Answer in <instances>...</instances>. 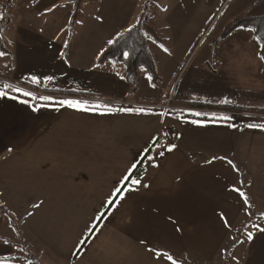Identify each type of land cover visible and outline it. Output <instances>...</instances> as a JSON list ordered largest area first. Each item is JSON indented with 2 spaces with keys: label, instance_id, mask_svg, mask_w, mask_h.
I'll return each instance as SVG.
<instances>
[{
  "label": "crops",
  "instance_id": "0c3cea01",
  "mask_svg": "<svg viewBox=\"0 0 264 264\" xmlns=\"http://www.w3.org/2000/svg\"><path fill=\"white\" fill-rule=\"evenodd\" d=\"M4 1L0 0L2 8L7 7ZM146 1L149 7V0H82L75 21L83 24L74 21L71 30L70 0H14L8 6V22L0 31V86L22 87L37 98L107 103L113 109L111 114L100 115L37 99L30 103L47 106L34 112L19 100L0 98V202L10 214L1 215L0 232L3 227L6 232L0 234V257H10V264H24L15 255L39 264H158L149 247L170 249L183 264H233L230 256L222 254L225 248L239 264H264V232L253 227L264 228V211L259 212L264 203V131L245 127L264 123V113L183 103L264 109V61L258 55V44L255 40L218 42L211 62L205 59L199 64L205 74L214 67L222 71L216 70L224 82L215 76V86L224 83V87L236 88L244 81V87L253 90L249 94L220 92L199 75L176 95L174 86L182 68L177 73L178 62L171 63L166 57L170 61L168 90L161 92L159 87L143 92L138 81L132 92L120 61L112 58L97 64L96 59L108 40L138 20ZM254 1L249 0L241 10L246 11ZM53 5L63 6L48 12ZM220 8L219 3L217 12ZM164 9L170 33H186V16ZM153 18L149 22L157 26ZM182 23L184 28L178 29ZM245 30L235 32L251 36ZM220 46L235 52L222 56L216 53ZM49 76L51 81L46 79ZM32 77L41 83L32 84ZM225 98L231 102L221 103ZM128 102L134 104L116 105ZM119 108L133 111H115ZM139 108L156 114H138L135 110ZM191 112L231 115L236 127L183 123L205 119ZM154 140L158 143L147 154L155 157L152 163L158 167L145 160V150ZM172 144L177 147L166 151ZM160 151L163 156L157 155ZM213 156L226 160L207 164ZM141 158V177L150 187L126 193L119 205L109 208L107 201L115 199L110 194L121 186L126 169ZM233 186H244L255 206L250 209L254 214L248 215L242 199L230 191ZM33 204L41 206L33 208ZM221 211L231 230L220 221ZM100 213L107 214L99 221V232L89 237L79 256L74 255L82 233ZM169 216L182 227V234L175 231ZM248 231L254 234L252 241L233 244L231 237L243 241ZM142 240L147 243L141 244Z\"/></svg>",
  "mask_w": 264,
  "mask_h": 264
},
{
  "label": "rangeland",
  "instance_id": "374dc122",
  "mask_svg": "<svg viewBox=\"0 0 264 264\" xmlns=\"http://www.w3.org/2000/svg\"><path fill=\"white\" fill-rule=\"evenodd\" d=\"M149 0V7L147 14L148 16H154L153 23L157 24L154 27L157 29L159 36L162 38L163 42L158 43L153 39H148L149 47L154 50L156 53V65L158 69V74L163 77L162 81L151 82L148 79L149 74L145 70V68H139V82L141 83V89L143 92H151V90L160 89L168 90L169 85V73L167 72L169 69L170 61L173 63L177 61V65L175 69L180 68L177 73L180 72L176 84L174 86V90L176 95L179 91H183L186 87L188 81L193 77L195 79L199 78L200 75L202 79L210 80V84L215 90H219L220 92H230V93H242L249 94L248 92L253 91L250 88H245L242 82L241 84L235 87L226 86L224 87V83H220V86H215L214 79L215 76L220 82H224L223 79L219 76L222 71L217 70L214 67V70L210 72V74H205L199 68L200 61L207 59L209 62L213 59L214 56V47L218 42H243V41H254L251 36L246 34H242L244 32H235L232 31L227 37L223 39H218L220 33L227 25L236 20L246 11L241 8L249 2V0ZM161 3V4H160ZM220 3L221 8L217 12L216 6ZM242 6V7H241ZM167 7L169 11L182 12L183 15L186 16L187 29L186 33L173 34L170 33V28L167 27L168 20L165 18L166 14L162 13L164 8ZM203 7V9H201ZM241 7V8H240ZM197 8V9H196ZM8 6L6 8H2L0 6V26L4 28L8 22ZM63 9V8H62ZM238 10V11H237ZM236 12H240L237 14ZM179 14V13H178ZM168 15V14H167ZM172 19V18H171ZM184 22V21H183ZM150 23V22H149ZM183 24V23H182ZM174 26V25H173ZM183 27H178V29H183ZM1 27V28H2ZM243 29V28H242ZM248 32V30H245ZM251 37V38H250ZM251 39V40H250ZM176 43L182 44L183 48L179 49L176 46ZM258 44V43H257ZM224 47V48H223ZM168 49L167 52L164 49ZM223 55L232 54L235 52L231 47L220 46V49L217 50L216 53ZM170 59V61H165L166 58ZM168 62V63H167ZM212 64V63H211ZM176 69V70H177ZM220 73H217V71ZM172 72V71H171ZM170 72V73H171ZM212 74V75H211ZM224 75V74H223ZM195 76V77H194ZM225 76V75H224ZM225 79L227 77L225 76ZM162 82V83H161ZM228 85V84H226ZM254 89V88H253ZM188 90V89H187ZM158 95V94H157ZM156 95V96H157ZM129 104L133 105L134 103L128 102L127 105L116 104L118 106H128ZM130 106V105H129ZM255 112V111H253ZM248 194V193H247ZM250 197V196H249ZM254 209V204H252ZM253 213V212H251ZM5 227L2 228L0 234L3 235L5 233ZM15 260L24 264H39L36 261L31 260L30 258H24L20 256H14Z\"/></svg>",
  "mask_w": 264,
  "mask_h": 264
},
{
  "label": "snow or ice",
  "instance_id": "6c2138e0",
  "mask_svg": "<svg viewBox=\"0 0 264 264\" xmlns=\"http://www.w3.org/2000/svg\"><path fill=\"white\" fill-rule=\"evenodd\" d=\"M63 5H53V7H50L47 9L48 12H54L57 7H62ZM97 20H100L101 17H96ZM71 22V21H68ZM76 23L83 24V21H75ZM126 31L130 32L131 29H126ZM257 40H259V37H256ZM108 44H113L115 43V40H108ZM65 47L68 46L67 42L64 45ZM261 47H264V43L261 44ZM165 52L168 51V49H164ZM0 55H3V53H0ZM63 56L64 54L61 53ZM123 56L125 59L128 58L129 54L128 53H123ZM261 59H264V55L260 57ZM123 79V77H121ZM48 81H51L53 77L49 76L46 78ZM149 80H151V77H148ZM31 83L32 84H40L41 81L37 77H32L31 78ZM13 93L19 94V95H13ZM20 97H25V98H30V99H20ZM0 98H9L12 100H19L21 104H27L29 107L32 108L34 112L39 111L40 107H45V105H38V104H32L30 103L31 101H35L37 99L41 101H52L56 104H58L61 107H67L74 109L76 111H81V112H93V113H98L100 115H107L111 114L113 112V109L109 107L107 103H97V104H90L87 100H80V99H60V100H54L53 97L51 96H40L37 98L32 91L25 90L22 87L14 86L12 84L5 83L2 86H0ZM231 101H229L227 98H225L221 103L228 104ZM115 111H120V112H131L133 111L132 109H125V108H119L116 109ZM136 113L138 114H156L152 113L151 110L144 109V108H139L135 110ZM159 115H164V113H159ZM191 116L193 117H204L205 119H191V120H183V123H190L192 125H196L198 127H207L208 124H217V125H224L229 128L236 127L234 124L231 123V121L234 119L233 116L231 115H217L215 113L211 114L209 116L208 113H202V112H191ZM247 128H259L262 131H264V123H247L245 125ZM158 143V140H154L152 147L147 148L146 151V156L145 160H147L149 163H152L155 160V157L152 155H149L147 153H151L153 148L156 147V144ZM177 146L172 144L168 147H166V151L172 152ZM11 151V149H9ZM158 156H163L164 151H160L157 153ZM226 160V157H217L213 156L211 159H208L206 161L207 164H212L216 160ZM227 163L232 166L233 170L239 171V169L236 167L235 164L231 160H227ZM153 167H158L159 165L152 163ZM137 168L136 164H131L128 169H126V173L121 177V186L116 187L114 191L110 194V196L115 197V199H109L107 201L109 208L113 207L114 205H119L125 198H126V193L128 192H138L141 188H149L150 186L146 183H143V177L137 176L135 173V169ZM240 183H243L242 181ZM231 192L236 193L239 198L242 199V206L246 207L248 211V215H251L250 209L252 208V205L250 203L249 197L246 194V192L242 191L240 187L233 186L230 189ZM41 205L40 204H33V208H39ZM107 213H100L98 216L94 218V222L87 227V232L82 233V239H79L77 242V251L73 253L74 255L79 256L80 255V249H83L86 244L89 243V237H91L94 234H97L99 232V221L103 220L104 216ZM29 215H32V213H29ZM219 219L222 222L223 226L225 229L231 230V223L228 220L226 214L224 212L218 213ZM169 222L174 226L175 231L177 233L182 234V227L178 224L175 218L172 216L168 217ZM254 228H256L257 232H264V228L260 227L259 225H253ZM237 231H241L240 229H237ZM245 240L239 241L238 237L233 236L231 237V241L233 244L235 242H239L241 244L252 241L254 239V234L252 231H248L245 234ZM5 244L9 243V241H4ZM147 241L142 240L141 244H146ZM151 254L152 257L155 261L158 262V264H183V261L178 260L172 253L170 249H162V248H156V247H149L147 249ZM223 255L225 256H230L231 261L233 264H239V260L236 258L234 254H230L227 251V248H225L222 252ZM0 264H10V257H6L3 259H0Z\"/></svg>",
  "mask_w": 264,
  "mask_h": 264
},
{
  "label": "trees",
  "instance_id": "16d2710c",
  "mask_svg": "<svg viewBox=\"0 0 264 264\" xmlns=\"http://www.w3.org/2000/svg\"><path fill=\"white\" fill-rule=\"evenodd\" d=\"M14 0H6L4 4L9 6L13 3ZM72 4V12L70 16L71 22H69V30L72 29L74 21L77 16V12L81 5L82 0H70ZM148 3L145 2L144 8L141 11L138 20L126 29H131L130 32L126 31V29L122 30L118 34H116L112 40H115L113 44H106V46L102 49L96 59L97 64H103L109 59H117L124 65L125 76L129 80L131 84V91L134 92L137 89L139 77H138V69L140 67L145 68L149 77H151V82L160 81L161 77L158 74V69L156 65V59L154 52L148 45V39H153L157 42H162V38L159 36L157 29L149 23V17L147 14ZM2 26H0V31ZM237 28H244L249 31L251 37L258 43V55L261 57L264 55V47H261V44L264 43V0H255L251 7L243 13L236 20L230 22L226 28L222 30L220 33L219 39H223L227 37L232 31ZM256 37L260 39L257 40ZM67 47H63V51L65 52ZM123 53H128L129 56L127 59L123 56ZM264 61V59H262ZM50 92H62L65 94H75V91H65V90H54V89H44ZM186 105L197 106V107H209V108H217L223 110H233L239 112H247V111H257L264 113V109L261 108H252V107H243L236 105H215V104H207L201 102H193V101H184ZM144 172V166L142 165V158L137 163V168L135 169V173L137 176H141ZM242 191L246 192L244 186L241 187ZM248 195V194H247ZM249 197V195H248ZM250 200V197H249ZM251 202V200H250ZM264 211V203L261 205L259 212ZM255 211H253L254 214ZM4 213H8L6 208L0 202V221L1 215ZM9 214V213H8ZM10 215V214H9ZM6 257H0L3 259ZM31 258H34L31 256Z\"/></svg>",
  "mask_w": 264,
  "mask_h": 264
}]
</instances>
